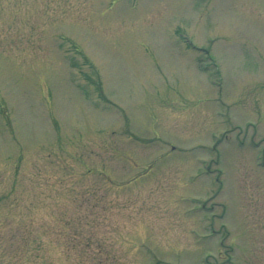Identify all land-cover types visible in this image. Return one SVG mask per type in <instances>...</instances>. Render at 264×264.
<instances>
[{"label":"rangeland","instance_id":"374dc122","mask_svg":"<svg viewBox=\"0 0 264 264\" xmlns=\"http://www.w3.org/2000/svg\"><path fill=\"white\" fill-rule=\"evenodd\" d=\"M0 264H264V0H0Z\"/></svg>","mask_w":264,"mask_h":264}]
</instances>
